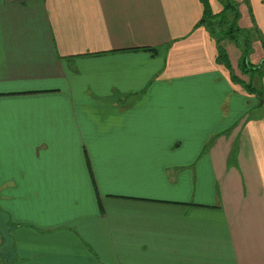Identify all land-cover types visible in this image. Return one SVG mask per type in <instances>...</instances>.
Wrapping results in <instances>:
<instances>
[{"label": "crops", "instance_id": "crops-1", "mask_svg": "<svg viewBox=\"0 0 264 264\" xmlns=\"http://www.w3.org/2000/svg\"><path fill=\"white\" fill-rule=\"evenodd\" d=\"M233 1L240 46L201 0H0L12 264H264V0Z\"/></svg>", "mask_w": 264, "mask_h": 264}, {"label": "trees", "instance_id": "trees-1", "mask_svg": "<svg viewBox=\"0 0 264 264\" xmlns=\"http://www.w3.org/2000/svg\"><path fill=\"white\" fill-rule=\"evenodd\" d=\"M219 3L222 5V11L219 14H213L210 6H209V0H201L202 5L204 7L203 11V18L201 20V24L204 23L205 25H208L211 28V31L213 32L215 29V25H218L219 32H221V36L219 37V41L221 39L228 40L234 43L237 46H240L239 39H242L240 36L244 37V33L237 27L236 17L238 18V15L236 13V10L234 8V5L230 3L229 0H218ZM229 16H232V18H229ZM214 34V33H213ZM246 53L245 50L242 51V54ZM238 64L239 71L243 73H247V70L245 68L247 67V61L245 59V56H242ZM217 63L224 66L226 69L230 70V64L227 59V56L225 54V50L223 46H220L217 42ZM247 91H250L251 88L249 85H246Z\"/></svg>", "mask_w": 264, "mask_h": 264}, {"label": "water", "instance_id": "water-1", "mask_svg": "<svg viewBox=\"0 0 264 264\" xmlns=\"http://www.w3.org/2000/svg\"><path fill=\"white\" fill-rule=\"evenodd\" d=\"M13 228L14 227L10 225L9 214L0 208V238L3 242L0 246V256L6 258L4 264H12L15 257L13 249L14 240L10 234Z\"/></svg>", "mask_w": 264, "mask_h": 264}, {"label": "rangeland", "instance_id": "rangeland-1", "mask_svg": "<svg viewBox=\"0 0 264 264\" xmlns=\"http://www.w3.org/2000/svg\"><path fill=\"white\" fill-rule=\"evenodd\" d=\"M230 1V3H232L233 5H234V1L233 0H229ZM234 8H235V10H236V4L234 5ZM236 12H237V10H236ZM229 18H232V16H229ZM235 21H237V17H236V20ZM219 27H218V25H215V29H214V31L212 32V34L214 33V35H215V37H216V39H219V37L221 36V32H219ZM214 35H213V37H214ZM222 41H228V40H223V39H221V44H222ZM228 42H230V43H232L231 41H228ZM219 44V43H218ZM234 44V43H233ZM241 44L243 45V42H241ZM241 51H243V50H241ZM254 80H252V76H249V82L250 83H243L242 84V86H246V85H249L250 86V88L252 89V92L254 93V94H258V96H260L261 95V98H262V96H264V85H263V81H262V79L260 80V84L259 85H257V86H254V82H253ZM263 82V83H262ZM254 87V88H253ZM255 99H258L257 97H254ZM263 99V98H262ZM261 100V99H260ZM255 102H252V104H254ZM256 103H258V102H256ZM264 109V108H263Z\"/></svg>", "mask_w": 264, "mask_h": 264}]
</instances>
